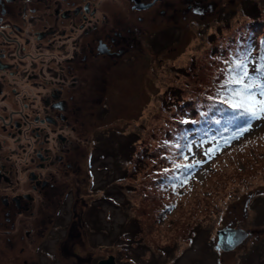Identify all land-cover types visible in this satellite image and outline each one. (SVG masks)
<instances>
[{
	"label": "flooded vegetation",
	"instance_id": "flooded-vegetation-1",
	"mask_svg": "<svg viewBox=\"0 0 264 264\" xmlns=\"http://www.w3.org/2000/svg\"><path fill=\"white\" fill-rule=\"evenodd\" d=\"M261 1L0 0V264L104 259L87 248L120 206L118 104L145 96L172 31Z\"/></svg>",
	"mask_w": 264,
	"mask_h": 264
},
{
	"label": "rangeland",
	"instance_id": "rangeland-1",
	"mask_svg": "<svg viewBox=\"0 0 264 264\" xmlns=\"http://www.w3.org/2000/svg\"><path fill=\"white\" fill-rule=\"evenodd\" d=\"M249 6V19H203L200 24L191 19L182 37L172 31L169 45L154 59L147 85H138V92L145 96L133 104H118L120 118L115 127L122 132L125 154L122 178L117 180L120 190L115 192L120 206L105 202V248L91 243L90 255L113 256L116 264H149V257L150 264H170L174 257H178L175 264H264V119L255 120L243 139L209 169L178 187L171 186L172 169L182 160L181 142L174 135L181 115L187 114L186 108L223 102L217 90L224 80L225 62L244 48L250 32L254 43L264 32V0ZM135 137L129 161L130 141ZM196 149L193 144L198 157ZM137 156H143L147 164L146 175L141 173L142 166L133 173ZM171 202L176 206L165 209ZM192 226L196 237L188 247L186 234ZM231 228L236 230L226 231ZM212 234L219 248L232 246L231 251L214 256L206 244ZM95 238V242L101 240ZM163 246H167L166 257L160 251ZM61 262L56 259L53 264Z\"/></svg>",
	"mask_w": 264,
	"mask_h": 264
},
{
	"label": "trees",
	"instance_id": "trees-1",
	"mask_svg": "<svg viewBox=\"0 0 264 264\" xmlns=\"http://www.w3.org/2000/svg\"><path fill=\"white\" fill-rule=\"evenodd\" d=\"M253 21L255 19H252ZM252 32L245 40L244 48L241 51H237V54L245 53L251 50V56L254 62H258V58L264 54V32L258 35L257 41H252ZM252 36H251V35ZM247 41V42H246ZM191 65V64H190ZM253 65H249V69ZM185 112L187 114L181 115L180 121H178V126L175 128V134L181 142V147L179 151L181 152V161H178L172 169L174 181L171 180L172 187H178V185L186 183V181L192 180L195 177V173L198 174L202 170H207L210 168L211 164L226 150L231 149L233 145L241 139H243L244 134H246L252 125V123L259 119L252 120L251 123H247L243 119H232L233 109L229 107L226 102H215L211 105H206L199 109L186 108ZM246 128V131L234 135L237 133L238 129ZM130 135V134H129ZM138 140L137 137L133 139L129 148H132L129 152V161L131 159L132 153L134 152V147L132 146ZM193 144L197 147V151H200L198 157L195 156V151L193 150ZM187 151V152H186ZM137 155V154H136ZM122 156L125 154L122 150ZM133 165V173L136 169L143 167L141 172L146 175L147 164L143 161V156H137ZM122 166V164H121ZM122 172V167H121ZM122 174V173H121ZM121 176V175H120ZM122 178V177H121ZM120 178V180H121ZM174 203V204H173ZM176 206L175 202H171L170 205H166L165 209ZM232 229V230H231ZM227 229L226 231H234L235 228ZM196 228L192 226L189 228L186 234V242L188 247H191L196 237ZM225 229L216 232V237H219ZM208 235V240L204 241L211 253H215L214 256H218L217 253H225L231 251V249L223 250L215 244L214 237ZM206 247V246H205ZM167 246L161 247L160 251L162 255L166 257L168 255ZM213 256V255H212ZM178 257H174L169 263L175 264ZM147 263H152L151 257L147 259ZM168 263V262H167ZM132 264H136L132 262ZM220 264V262H219Z\"/></svg>",
	"mask_w": 264,
	"mask_h": 264
},
{
	"label": "snow or ice",
	"instance_id": "snow-or-ice-1",
	"mask_svg": "<svg viewBox=\"0 0 264 264\" xmlns=\"http://www.w3.org/2000/svg\"><path fill=\"white\" fill-rule=\"evenodd\" d=\"M225 63L228 66L222 70L224 80L218 87L217 95L223 96V102L234 110L232 119H243L247 123L257 118L264 119V54L258 62H254L249 50ZM249 65H253L251 70ZM246 130L238 129L234 135Z\"/></svg>",
	"mask_w": 264,
	"mask_h": 264
},
{
	"label": "water",
	"instance_id": "water-1",
	"mask_svg": "<svg viewBox=\"0 0 264 264\" xmlns=\"http://www.w3.org/2000/svg\"><path fill=\"white\" fill-rule=\"evenodd\" d=\"M230 248H232V246L228 247L227 249H230ZM97 264H116V263H115L114 257L109 256L107 259L99 260Z\"/></svg>",
	"mask_w": 264,
	"mask_h": 264
}]
</instances>
